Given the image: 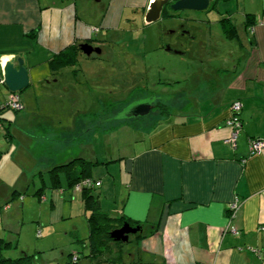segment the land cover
I'll use <instances>...</instances> for the list:
<instances>
[{
  "label": "crops",
  "instance_id": "0c3cea01",
  "mask_svg": "<svg viewBox=\"0 0 264 264\" xmlns=\"http://www.w3.org/2000/svg\"><path fill=\"white\" fill-rule=\"evenodd\" d=\"M149 4V0H0V66L19 56L29 82L49 83L54 74L48 63L51 54L89 43L102 55L135 17L150 24L144 19ZM220 4L236 36L226 38L218 21L222 35L218 39L188 32L177 46L155 44L179 56V61L191 56L198 70H192L193 78L184 87L183 71H177L178 87L171 86L170 95H148L139 87L140 95L130 103L152 97V108L154 103L159 108L146 117L121 121L124 130L133 131L116 150L109 142L99 148L94 141L100 137L97 129L89 134L87 152L68 151L64 132L35 130L50 146L65 145L62 158L46 166L48 173L76 158L95 163L88 176L101 181L92 191L100 208L140 223L139 235H129L126 259L121 257L118 264H264V231L259 229L264 225V151L249 154V140L264 139V0H228L216 6ZM35 30L34 41L27 33ZM136 61L127 65L125 87L141 76ZM234 101L241 103L242 128L232 146L226 139ZM74 167L77 171L80 164ZM233 202L237 207L231 211ZM74 253L78 252L70 254Z\"/></svg>",
  "mask_w": 264,
  "mask_h": 264
},
{
  "label": "rangeland",
  "instance_id": "374dc122",
  "mask_svg": "<svg viewBox=\"0 0 264 264\" xmlns=\"http://www.w3.org/2000/svg\"><path fill=\"white\" fill-rule=\"evenodd\" d=\"M224 7L220 4L208 12H170L175 15H162L150 24L143 23L140 16L135 17V23L122 34L118 31L102 55L80 53L75 65L50 75L49 83L45 79L30 81L18 93L21 109L1 110L0 238L6 243L3 256L15 259L23 253L39 252L42 264H65L70 261L71 252H78L81 257L77 264H92L87 256V211L81 193L74 188L70 190L63 172L59 171V182L53 183L46 170L50 162L62 158L65 145L50 146L35 130L64 132L68 151L87 152L89 134L97 129L100 137L96 136L94 141L99 148L109 142L116 150L121 139L133 131L124 130L120 124L127 118L123 113L126 105L140 95L139 87L147 90L148 95H170L178 87L174 81L177 71H183L181 87H184L193 78L192 70H198V63L191 56L179 61V56L166 52L165 48L160 50L155 44L160 41L163 46H177L184 42L182 35L188 37V32L189 36L200 38L210 35L211 40L222 37L216 23L223 17ZM135 59L141 76L132 77L133 85L125 87L129 78L127 65ZM8 91L0 83L1 104L6 102ZM155 110L152 108L148 114ZM102 133H109L110 137L104 138ZM49 148L52 149L46 150ZM130 245V241L123 246L111 245L99 256V264L115 261L121 247V257L126 259L124 249Z\"/></svg>",
  "mask_w": 264,
  "mask_h": 264
},
{
  "label": "trees",
  "instance_id": "16d2710c",
  "mask_svg": "<svg viewBox=\"0 0 264 264\" xmlns=\"http://www.w3.org/2000/svg\"><path fill=\"white\" fill-rule=\"evenodd\" d=\"M220 1H228V0H213L211 3L210 10L216 9L217 4ZM173 11H170V6L167 4L162 12V15H168V16H173L175 14L170 13ZM230 19L222 17L219 19L220 24H221V29L222 33L226 38H233L236 36V29L234 25L229 21ZM27 36L31 37L34 41L36 40L37 37V30L31 31L27 33ZM80 43H75L70 45L67 48H64L60 50L56 54H51L48 59V63L51 66V69L53 72H57L63 67H70L75 65L77 57L82 51L79 48ZM10 93V92H9ZM154 102V101H153ZM152 102V103H153ZM160 104H153V108H159ZM3 104L0 103V113L1 110L4 108H1ZM23 107V106H22ZM11 109V108H9ZM14 110V109H12ZM164 109H162L163 111ZM16 111V110H14ZM241 112V111H240ZM241 119V115H240ZM242 123V120H241ZM79 163L80 168L79 170L76 171L74 167V163ZM95 163L85 161L80 158L73 159L65 164L58 165L54 167L53 169L50 170V176L51 180L53 183H58L59 182V171L64 172L66 179H67V185L70 188H73L76 183L79 181L85 179V178H90L88 175L90 166H92ZM98 186L92 187V188H87L84 187L81 190V196L83 200V205L85 210L87 211V223H88V235L86 238L87 245H88V254L87 256L90 257L95 263L92 264H99L100 260V255L107 250L111 245H120L123 246L122 241H116L111 237V232L114 229H117L121 227L124 223H128L132 227H136L137 232L135 233L136 235H139V232L141 231V225L138 221L133 222L126 220L125 217L122 215H112L111 213L104 211L100 208L99 202L96 199V196L92 193L93 190H96ZM140 228V229H139ZM134 234V235H135ZM132 234H130L131 236ZM129 236V238H130ZM78 242H81V240L78 238ZM129 241V240H128ZM84 244V241L82 242ZM6 243L3 242V240L0 238V264H42L41 262V257L39 252H34L31 254H26L23 253L21 256L18 258L12 259L3 256L2 250L5 247ZM120 255L115 261H108L109 263L107 264H118L121 260V253H122V247L119 249ZM70 261H68L65 264H77L78 259L81 257V253H74L70 254ZM73 257H76V260H73ZM114 262V263H113ZM106 264V263H105Z\"/></svg>",
  "mask_w": 264,
  "mask_h": 264
},
{
  "label": "water",
  "instance_id": "95a60500",
  "mask_svg": "<svg viewBox=\"0 0 264 264\" xmlns=\"http://www.w3.org/2000/svg\"><path fill=\"white\" fill-rule=\"evenodd\" d=\"M212 1L213 0H152L149 4L148 10L146 11L144 19L147 23L157 21L160 19L161 12L167 4L173 12H208ZM79 48L86 56L100 54V48L93 47L89 43H81ZM1 76L3 84L11 93H19L29 85L28 71L24 66L23 59L19 56L11 57L2 64ZM153 101L154 99L151 97L131 103L126 107L123 113L127 118L146 115L151 110V104ZM124 115L121 116L124 117ZM137 229L138 228H134L128 223H124L121 227L114 229L111 232V237L116 241L126 242L129 239V235L137 232Z\"/></svg>",
  "mask_w": 264,
  "mask_h": 264
},
{
  "label": "built area",
  "instance_id": "2783aa9c",
  "mask_svg": "<svg viewBox=\"0 0 264 264\" xmlns=\"http://www.w3.org/2000/svg\"><path fill=\"white\" fill-rule=\"evenodd\" d=\"M152 0H149V3ZM1 69L2 65L0 66V83H3V79L1 76ZM8 107L14 110H19L22 108V104L19 100L18 93H11L9 94L8 98L6 99V102L1 106V108ZM240 110H241V103L239 101H234L231 104V116L229 117L227 121V125L231 128V134L226 139L228 143H230L232 146L235 145L236 139L238 137V134L242 128V123L240 119ZM264 151V139L260 138H253L249 140V154H257ZM101 181L100 180H93L91 178H85L78 183L74 185V190L81 191L84 187L92 188L96 186H100ZM237 204L233 202L230 205L231 211L236 209ZM260 230L264 231V225H261L259 227ZM73 260H76V257H73Z\"/></svg>",
  "mask_w": 264,
  "mask_h": 264
}]
</instances>
